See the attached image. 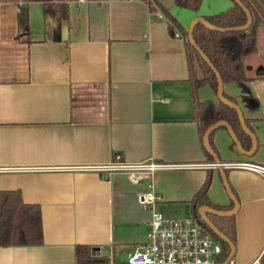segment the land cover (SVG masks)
<instances>
[{
    "label": "crops",
    "instance_id": "obj_1",
    "mask_svg": "<svg viewBox=\"0 0 264 264\" xmlns=\"http://www.w3.org/2000/svg\"><path fill=\"white\" fill-rule=\"evenodd\" d=\"M159 1L185 27L233 2L201 0L194 11ZM174 31L144 0H0V187L38 203L42 233L38 243L0 244V264H136L126 252L151 215L136 191L150 185L156 210L188 216L207 168L210 200H232L197 132L189 64L198 70ZM258 43L259 36L253 53L264 59ZM251 55L244 60L257 104L245 103L236 80L222 81V89L234 95L255 149L242 151L225 125L210 134L238 198L236 264H264V176L237 163L264 164V65ZM195 92L218 104L207 82ZM115 152L180 164L135 177L98 166ZM78 242L105 260L76 262Z\"/></svg>",
    "mask_w": 264,
    "mask_h": 264
},
{
    "label": "trees",
    "instance_id": "obj_2",
    "mask_svg": "<svg viewBox=\"0 0 264 264\" xmlns=\"http://www.w3.org/2000/svg\"><path fill=\"white\" fill-rule=\"evenodd\" d=\"M150 9V12L155 8H159L167 22V30L173 33L175 29L181 31L184 37L186 51L192 50L197 64L200 69V76H194L193 70L189 64L190 85L192 88L193 101V117L196 120L197 132L201 138L203 130L210 124L225 119L228 121L233 132L236 133L241 147L248 148L250 143L249 135L243 131L235 108L229 106L224 101L218 99V104L209 98L199 99L196 95V88L202 83L207 82L216 92V76L213 68L203 58L201 53L191 44L186 37L187 27L183 26L176 17L171 13L168 7L161 4L159 0H144ZM173 2L181 7H187L197 11L201 0H173ZM242 4L248 7L251 14V21L245 28L231 29H213L204 25L201 21L194 23L191 36L197 46L208 56L211 65L218 70L222 81L236 80L241 84L242 91L240 96L245 103L250 106L257 104V99L251 93L248 80L252 74L246 68L245 56L251 53L256 48L257 44V27L264 20L263 0H240ZM45 6V5H44ZM46 7V6H45ZM207 21L220 26H231L243 24L246 21V12L235 0L231 5L215 12L201 14ZM152 17H155L152 14ZM190 55V53H189ZM222 93L230 100H235L234 95L227 94L224 90ZM236 101V100H235ZM248 125L246 117H244ZM224 125V124H219ZM250 128V126L248 125ZM209 131L208 141L215 151V148L210 140ZM243 138L247 140L244 143ZM208 158L213 159L211 153L205 148ZM226 167H224L225 170ZM211 169L207 168L202 183L189 196L192 209H196L199 205L208 204L217 209L230 208L233 201L228 203H216L210 200L207 196V188L211 182ZM231 191L235 195L232 186L229 183ZM237 197V195H235ZM238 199V198H237ZM214 225L228 235L232 243H234L235 227L233 215L216 214L213 212L207 213ZM195 217L200 222L202 228L210 232L223 246L224 252L229 250L228 243L220 238L209 226L196 214ZM42 239L41 233V217L39 206L34 201H23L18 188H2L0 187V244H15V243H38ZM74 259L79 261H95V259L105 260L102 256L92 255L89 244L77 243L74 245Z\"/></svg>",
    "mask_w": 264,
    "mask_h": 264
},
{
    "label": "built area",
    "instance_id": "obj_3",
    "mask_svg": "<svg viewBox=\"0 0 264 264\" xmlns=\"http://www.w3.org/2000/svg\"><path fill=\"white\" fill-rule=\"evenodd\" d=\"M151 14L161 16L162 12L156 9L151 11ZM174 34L178 35V31H174ZM237 163L254 168L264 176V164ZM179 164L155 161L152 158L125 160L121 153L115 152L108 162L98 166L107 170L126 171L135 177L140 174L147 175L156 167H172ZM211 164L218 165L214 161ZM156 197L157 194L150 185L135 193L137 204L149 209L151 215L146 221L144 237L134 242L133 248L126 252V261L136 264H236L233 256H227L228 251L224 252L219 240L202 228L194 214L168 216L154 208ZM254 262L260 264L256 258Z\"/></svg>",
    "mask_w": 264,
    "mask_h": 264
},
{
    "label": "water",
    "instance_id": "obj_4",
    "mask_svg": "<svg viewBox=\"0 0 264 264\" xmlns=\"http://www.w3.org/2000/svg\"><path fill=\"white\" fill-rule=\"evenodd\" d=\"M236 2H238L239 4H241V6L243 7V9L246 12V21L243 24H239V25H231V26H220V25H214L212 23H210L209 21H207L202 15H198L193 17L190 20L189 25L187 26V32H186V37L188 38V40L191 42V44L198 50L199 53H201V55L203 56V58L209 63V65L211 66V68H213V71L215 73L216 76V84H217V88H216V95L217 98H219L220 100L224 101L225 103H227L229 106L235 108L236 110V114L238 116L240 125L242 127V129L249 135L250 140H251V144H250V148L249 149H244L243 147H241L239 139L236 135L235 132H233L231 126L229 125L228 121L225 119H219L218 121L208 125L204 130H203V135H202V144L204 145L205 148L208 149V151L211 153L212 157H213V161L218 164L217 167L219 169V173L221 175V179L223 180L226 192L228 194V196H230V198L233 201V205L230 208H221V209H217L215 207H212L208 204H202L199 205L196 209H192V213L194 215L198 214L201 219H203L208 226L222 239H224L228 245H229V250L227 252V256H230L233 254L234 252V243H232V241L230 240V238L228 237V235L226 233H224L222 230L218 229L214 223L210 220V218L208 217L207 213L208 212H213L216 214H226V215H230V214H234L235 210L237 209L238 206V199L237 197L233 194V192L231 191V188L229 186L228 180H226V175L224 172V168H223V164L220 163V160L216 154V152L213 150V148H211L209 141H208V135H209V131L215 127H217L219 124H224L228 130V132L230 133L232 139L234 140V142L236 143L237 147H239L242 151H244L247 154H250L254 149H255V144H256V138L254 135V132L248 127V125L245 122L244 116L242 115V112L240 110V107L237 103V101H233L228 99L227 97H225L222 93V79L220 77V74L218 72V70H216V68H214L210 61L208 56L197 46V44L195 43L193 37L191 36V30L192 27L194 25L195 22L197 21H201L204 25H206L207 27L213 28V29H231V28H245L247 27V25L250 23V19H251V14L250 11L248 9V7H246L244 4H242L240 2V0H235ZM92 249L96 248V245L91 246Z\"/></svg>",
    "mask_w": 264,
    "mask_h": 264
},
{
    "label": "rangeland",
    "instance_id": "obj_5",
    "mask_svg": "<svg viewBox=\"0 0 264 264\" xmlns=\"http://www.w3.org/2000/svg\"><path fill=\"white\" fill-rule=\"evenodd\" d=\"M257 35L259 36V43H258V48H259V51H261L263 54H264V23L261 24V26L258 27L257 29ZM189 52L191 53V59H192V62L194 63V66H196V69L198 70V75H196L193 71V75L194 76H200V69L198 67V64H197V59L195 58L194 54L192 53V50L189 49ZM250 54H254V55H251L255 60H258L260 62L263 63L264 65V59L257 56L256 54L257 53H253L251 52ZM250 56V55H249ZM193 67V66H192ZM233 256V254H232Z\"/></svg>",
    "mask_w": 264,
    "mask_h": 264
}]
</instances>
